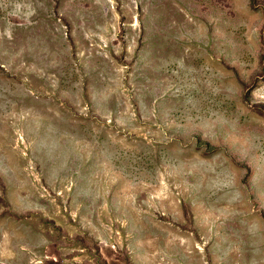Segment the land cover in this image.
<instances>
[{"label":"rangeland","instance_id":"1","mask_svg":"<svg viewBox=\"0 0 264 264\" xmlns=\"http://www.w3.org/2000/svg\"><path fill=\"white\" fill-rule=\"evenodd\" d=\"M0 264H264V0H0Z\"/></svg>","mask_w":264,"mask_h":264}]
</instances>
